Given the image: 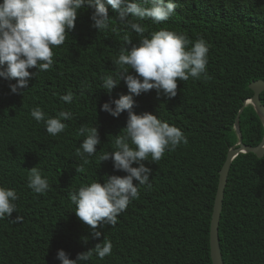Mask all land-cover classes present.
Segmentation results:
<instances>
[{
  "label": "trees",
  "instance_id": "trees-1",
  "mask_svg": "<svg viewBox=\"0 0 264 264\" xmlns=\"http://www.w3.org/2000/svg\"><path fill=\"white\" fill-rule=\"evenodd\" d=\"M174 2L176 12L169 20L141 21L145 35L164 28L193 44L203 38L209 46L207 74L178 81V94L172 98L158 97L155 89L142 93L134 97L133 111L150 112L175 125L187 143L165 151L158 164L144 161L152 169V188L140 186L139 198L118 216L115 227L98 226L99 239L76 216L69 193L127 174L114 170L111 159L101 163L99 156L114 150L115 136L128 118L127 111L116 118L102 111V105L129 94L128 88L121 81L109 94L99 77L115 71L112 60L126 47L124 35L133 44L139 36L118 24V12L110 5L106 7L118 30L99 32L92 26L93 9L85 6L65 43L53 48V67L31 78L23 95L11 93L16 80L0 78V186L16 190L12 219L23 217L19 223L0 219V264H61L59 250L76 259L105 237L113 244L111 255L100 259L94 254L85 264H213L210 229L220 170L238 142L235 122L254 94L249 85L264 80V0ZM69 91L74 93L71 104L60 99ZM37 106L46 116L63 110L73 118L62 121L65 130L51 136L45 123L30 115ZM239 122L243 143L259 145L264 122L253 105L244 108ZM82 125L97 127L101 144L79 174L76 165L83 161L76 150L85 138L79 135ZM36 166L50 185L44 194L27 186L28 170ZM219 238L224 264H264V155L241 153L233 160Z\"/></svg>",
  "mask_w": 264,
  "mask_h": 264
},
{
  "label": "clouds",
  "instance_id": "clouds-1",
  "mask_svg": "<svg viewBox=\"0 0 264 264\" xmlns=\"http://www.w3.org/2000/svg\"><path fill=\"white\" fill-rule=\"evenodd\" d=\"M106 5L118 12L115 17L118 24L125 30L134 31L139 42L133 44L125 34L126 47H122L118 58L112 60L115 71L99 77L102 89L109 94L121 81L128 88L129 94L102 105L101 110L111 116L118 118L127 111L128 118L126 127L115 136L114 150L99 156L101 163L111 159L114 170L127 174L108 176L104 183L97 180L69 193L71 203L76 206V216L90 226L92 236L97 239L102 235L98 226L115 227L118 216L139 198L140 186L152 188V169L145 166L144 161L158 164L165 151H174L181 143H187L184 133L175 125L150 112L136 114L134 97L153 89L158 97L177 96L178 81L206 76L209 46L203 38L193 44L185 35L164 28L145 35L141 21L161 24L169 20L176 12L174 0H0V78L16 80L10 85L11 93L22 95L31 78L53 67V48L65 43L85 6L93 9L92 26L99 32L118 30L112 25ZM31 68H37L38 72H30ZM60 99L71 104L74 93L69 91ZM30 115L37 122L43 121L51 136L65 130L66 124L62 121L73 118L71 111L63 110L55 117L46 116L39 106L32 108ZM79 135L85 137L76 150L83 161L76 165V171L82 174L88 158L97 154L96 146L101 144V139L97 127L86 125L80 127ZM134 164L139 166L134 167ZM28 173L30 189L37 194L49 190L48 179L37 166ZM18 199L15 189L0 186V219H12L13 213L17 212L15 202ZM12 220L19 223L23 217L17 215ZM112 249V242L105 237L93 249L79 253L76 259H70L64 250L58 251L57 259L61 264H85L94 254L100 259L111 255Z\"/></svg>",
  "mask_w": 264,
  "mask_h": 264
},
{
  "label": "water",
  "instance_id": "water-1",
  "mask_svg": "<svg viewBox=\"0 0 264 264\" xmlns=\"http://www.w3.org/2000/svg\"><path fill=\"white\" fill-rule=\"evenodd\" d=\"M249 87L254 92V94L252 98L246 100L243 107H241L235 122V129L239 135L238 142L229 149L225 163L220 170L219 184L216 192L210 229V252L213 264H224L220 248L219 225L223 209L225 190L232 162L241 153L252 152L258 157H262L264 155V138L259 145L254 147L246 145L242 141L239 117L248 103L255 107L256 111L264 122V104L261 101V94L264 92V80H255L250 83Z\"/></svg>",
  "mask_w": 264,
  "mask_h": 264
},
{
  "label": "rangeland",
  "instance_id": "rangeland-1",
  "mask_svg": "<svg viewBox=\"0 0 264 264\" xmlns=\"http://www.w3.org/2000/svg\"><path fill=\"white\" fill-rule=\"evenodd\" d=\"M250 104V103H249ZM252 105V104H251ZM254 107V106H253ZM255 108V107H254ZM256 110V109H255ZM257 112V111H256ZM258 113V112H257Z\"/></svg>",
  "mask_w": 264,
  "mask_h": 264
},
{
  "label": "bare ground",
  "instance_id": "bare-ground-1",
  "mask_svg": "<svg viewBox=\"0 0 264 264\" xmlns=\"http://www.w3.org/2000/svg\"><path fill=\"white\" fill-rule=\"evenodd\" d=\"M249 104V103H248Z\"/></svg>",
  "mask_w": 264,
  "mask_h": 264
}]
</instances>
